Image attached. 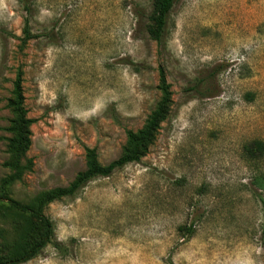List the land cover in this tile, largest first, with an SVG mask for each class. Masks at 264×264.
<instances>
[{
  "label": "rangeland",
  "instance_id": "obj_1",
  "mask_svg": "<svg viewBox=\"0 0 264 264\" xmlns=\"http://www.w3.org/2000/svg\"><path fill=\"white\" fill-rule=\"evenodd\" d=\"M28 1L37 36L19 49L27 13L0 0V178L17 67L32 119L12 198L66 185L85 146L115 158L159 67L172 103L139 161L44 207L52 243L21 264H264V154L254 167L241 150L264 141V0H174L158 41L150 0Z\"/></svg>",
  "mask_w": 264,
  "mask_h": 264
},
{
  "label": "trees",
  "instance_id": "obj_2",
  "mask_svg": "<svg viewBox=\"0 0 264 264\" xmlns=\"http://www.w3.org/2000/svg\"><path fill=\"white\" fill-rule=\"evenodd\" d=\"M24 11L21 36H17L18 48L26 44L37 34L30 32L28 13L30 1L20 0ZM174 0H150V12L147 16L146 31L149 37L158 41L163 34L168 13ZM156 89L158 98L152 109L146 114L142 124L136 129H126L125 139L118 155L102 164L98 161L94 147H84V166L72 179L62 186L40 190L21 199L10 196L11 186L21 181L23 175L31 170L32 160L25 156L30 145V125L32 119L26 115L22 90V70L17 67L11 82L10 95L6 98L5 107L10 116L6 126L5 140L6 159L2 165L8 172L0 178V264H21L34 258L48 244L52 243V222L43 213L44 207L63 197L73 196L86 182L94 177L108 176L112 171L127 163L137 162L153 143L160 123L167 117L172 103L169 83L163 70L157 72ZM242 157L247 164L256 166L257 160L264 154V141L252 139L241 147ZM261 175L254 176L255 183L260 185ZM260 195V194H258ZM263 204V199L258 197ZM186 232L189 226H181Z\"/></svg>",
  "mask_w": 264,
  "mask_h": 264
}]
</instances>
